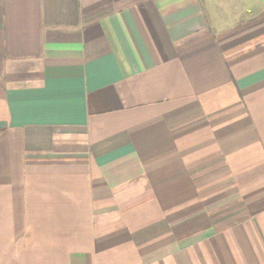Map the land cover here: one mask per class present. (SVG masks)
I'll use <instances>...</instances> for the list:
<instances>
[{"label": "crops", "instance_id": "0c3cea01", "mask_svg": "<svg viewBox=\"0 0 264 264\" xmlns=\"http://www.w3.org/2000/svg\"><path fill=\"white\" fill-rule=\"evenodd\" d=\"M0 264H264V0H0Z\"/></svg>", "mask_w": 264, "mask_h": 264}]
</instances>
